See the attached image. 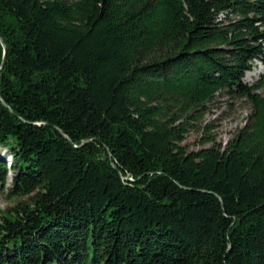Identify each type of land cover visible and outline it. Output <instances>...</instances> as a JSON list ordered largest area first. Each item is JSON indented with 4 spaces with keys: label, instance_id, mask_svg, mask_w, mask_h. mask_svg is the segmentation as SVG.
<instances>
[{
    "label": "trees",
    "instance_id": "1",
    "mask_svg": "<svg viewBox=\"0 0 264 264\" xmlns=\"http://www.w3.org/2000/svg\"><path fill=\"white\" fill-rule=\"evenodd\" d=\"M0 39V264H264V0H0Z\"/></svg>",
    "mask_w": 264,
    "mask_h": 264
},
{
    "label": "rangeland",
    "instance_id": "2",
    "mask_svg": "<svg viewBox=\"0 0 264 264\" xmlns=\"http://www.w3.org/2000/svg\"><path fill=\"white\" fill-rule=\"evenodd\" d=\"M261 68L260 74L253 75ZM253 70L245 74L243 82L250 86L256 83L264 75V65L254 62ZM250 114V104L240 97L227 96L224 93L216 95L207 106V111L202 118L190 122V128L184 135L182 145L188 151H198L202 148L211 147L213 144L206 142L213 139L222 147L244 128ZM2 153V151H1ZM12 171L8 170L6 178V191L0 194V215L12 209L21 199L8 197L7 189L12 184ZM26 198H23L25 200Z\"/></svg>",
    "mask_w": 264,
    "mask_h": 264
},
{
    "label": "bare ground",
    "instance_id": "3",
    "mask_svg": "<svg viewBox=\"0 0 264 264\" xmlns=\"http://www.w3.org/2000/svg\"><path fill=\"white\" fill-rule=\"evenodd\" d=\"M260 70H261V68L259 67V69L257 71H255L253 75L255 76L256 74H260Z\"/></svg>",
    "mask_w": 264,
    "mask_h": 264
},
{
    "label": "water",
    "instance_id": "4",
    "mask_svg": "<svg viewBox=\"0 0 264 264\" xmlns=\"http://www.w3.org/2000/svg\"><path fill=\"white\" fill-rule=\"evenodd\" d=\"M0 44L2 45L3 49H5L4 44L1 39H0Z\"/></svg>",
    "mask_w": 264,
    "mask_h": 264
}]
</instances>
